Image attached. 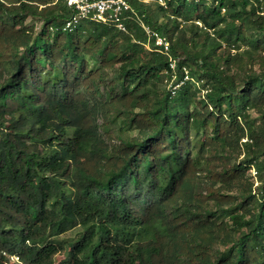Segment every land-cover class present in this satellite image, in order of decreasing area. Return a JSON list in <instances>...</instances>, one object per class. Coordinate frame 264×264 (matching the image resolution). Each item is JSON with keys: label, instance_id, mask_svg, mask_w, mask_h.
Listing matches in <instances>:
<instances>
[{"label": "trees", "instance_id": "16d2710c", "mask_svg": "<svg viewBox=\"0 0 264 264\" xmlns=\"http://www.w3.org/2000/svg\"><path fill=\"white\" fill-rule=\"evenodd\" d=\"M261 1L167 0L162 20L133 2L170 43L172 92L135 21L69 31L62 1L0 0V264H264V72L229 73L232 49L264 42Z\"/></svg>", "mask_w": 264, "mask_h": 264}, {"label": "rangeland", "instance_id": "374dc122", "mask_svg": "<svg viewBox=\"0 0 264 264\" xmlns=\"http://www.w3.org/2000/svg\"><path fill=\"white\" fill-rule=\"evenodd\" d=\"M151 8H156V16L158 19L162 20L164 18V14H165V7H161L158 3L156 2H152L151 3ZM257 12L258 14H260V16H263L264 19V0L261 1V3L257 4ZM27 24H34L36 26V28H39L41 25V22L39 21V19H37L36 17H29L27 19ZM248 36L249 33H247ZM153 38H148V42L145 45V47L147 49H151V47L153 45L152 44ZM225 46V45H224ZM223 46V48H224ZM222 48V49H223ZM250 53V54H249ZM232 54H235L236 57V63H234V66L231 68V70H229V73L231 74H238V72L245 70L246 72H264V42L262 43V45L259 48H255L252 45L249 44H242L241 47L239 49H232ZM91 66L93 68H96L98 66L97 61H95L94 59H91ZM183 71H184V81L185 80H190L191 82H193L195 84L196 87H199L201 85V82L197 79V75L199 74L200 69L198 68V65L192 63V62H188L183 66ZM191 72H193L194 74L192 75ZM177 72L174 69L171 77H168L164 80L163 84L161 85V87L165 90H175V88L177 89L180 83H177ZM194 77V78H193ZM206 92V90L201 91L200 95H204ZM251 119H253L255 121V124L258 126L259 124V113L257 110L252 109L249 110ZM103 117L101 115V111H98V123H102L103 122ZM110 119V118H109ZM120 122V121H118ZM119 125V124H118ZM116 125V123H114L113 121L109 120L106 122V125H102L101 126V130L102 133L104 134L106 140L109 142V144H111L112 147L116 148V146L118 145V136L120 135V132L122 131L120 129V127ZM105 129H110V134L107 135L104 130ZM130 134H135L136 130H131L129 131ZM246 140V138L242 139V141ZM210 152H207L205 154V161L204 164L206 165L209 161L207 160L206 156H209ZM226 163L225 161H220L217 163V168L220 169L222 166H224L225 164H233V163H237L240 160H242V158L245 156L244 150H233L231 152H226ZM255 169L252 168L251 170H249L246 174V181L244 182V185L248 188L250 186V183L254 180H256L255 177ZM206 171H202L201 172V179H200V189L202 191L206 190V187L208 186H218L217 182H214L212 180H209L206 177ZM258 181L256 180V182L254 183V185H258ZM242 191L241 190H235L234 193L236 194H240ZM76 232V230L70 231L68 233L65 234V236H72L74 235V233ZM63 255L59 254L57 255V258L60 259L62 258Z\"/></svg>", "mask_w": 264, "mask_h": 264}, {"label": "built area", "instance_id": "2783aa9c", "mask_svg": "<svg viewBox=\"0 0 264 264\" xmlns=\"http://www.w3.org/2000/svg\"><path fill=\"white\" fill-rule=\"evenodd\" d=\"M58 1H62L72 10L71 17L63 27L64 30L71 31L81 21L91 20L112 25L121 32H129V23L135 21L144 30L148 38H153L154 49L169 56V65L173 70L175 69L177 60L170 53L168 39L152 30L145 22L144 14H141L133 3L149 5L156 2L166 8L167 0H54V2ZM174 91L172 90V92Z\"/></svg>", "mask_w": 264, "mask_h": 264}]
</instances>
